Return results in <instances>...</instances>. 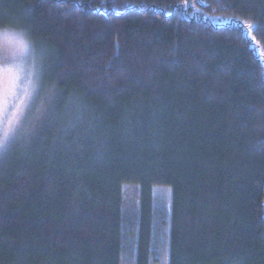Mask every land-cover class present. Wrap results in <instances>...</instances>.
I'll return each instance as SVG.
<instances>
[{"label": "trees", "instance_id": "16d2710c", "mask_svg": "<svg viewBox=\"0 0 264 264\" xmlns=\"http://www.w3.org/2000/svg\"><path fill=\"white\" fill-rule=\"evenodd\" d=\"M0 29L53 95L0 167V264H264V0H0Z\"/></svg>", "mask_w": 264, "mask_h": 264}, {"label": "rangeland", "instance_id": "374dc122", "mask_svg": "<svg viewBox=\"0 0 264 264\" xmlns=\"http://www.w3.org/2000/svg\"><path fill=\"white\" fill-rule=\"evenodd\" d=\"M202 19L215 26H225V25L233 24V21L229 19H222L217 17H207ZM8 31L16 33L19 39H22L23 41L27 42L30 45L32 55H29L21 59L25 74L30 71L35 72V75L32 77V80L36 89V93H38V95L35 96V103L34 105L31 106V109L24 110V115L21 117L20 126L16 131L15 137L9 141V143L6 145L5 148L0 149V167L2 166L1 168L4 167L5 160L7 161V159L11 155H13L15 151V147L17 149L19 148V150L20 149L24 150L31 140L32 141L36 140L37 135L40 133L41 130L40 127L43 122H53V120L51 119V115H52L51 101L53 100V95L50 92L51 90L47 87L46 83L44 82V78H43L44 70H43L42 60L39 58V56H36L35 50L33 49V45L26 39V37L21 32L13 31V30H8ZM2 32L3 29H0V33ZM258 52L260 55L263 56L262 58H264V53L261 50H259ZM21 59H18L16 61L9 60L6 64L3 58L0 57V68L10 66L13 63H21ZM24 84H27L26 79L24 80ZM18 95H23V93L18 92ZM9 100L11 101V103L7 106V110L9 113H11L15 110L13 105L15 103H18V101L14 100L11 97H9ZM29 103L31 104L32 102L29 101ZM37 109H40L42 113L39 119L36 118ZM49 116L50 118H48ZM133 192L136 191L130 189L129 191H127V196H129L130 198V195ZM154 197L155 199H158L161 202L163 201L162 203H166V208H167L169 193L166 190L156 191L154 193ZM155 264H167L165 251L163 255H161V257L159 258L158 262Z\"/></svg>", "mask_w": 264, "mask_h": 264}, {"label": "snow or ice", "instance_id": "6c2138e0", "mask_svg": "<svg viewBox=\"0 0 264 264\" xmlns=\"http://www.w3.org/2000/svg\"><path fill=\"white\" fill-rule=\"evenodd\" d=\"M247 28L251 31L254 26L249 24ZM29 55H32L30 45L19 39L16 33L8 30L0 33V57L6 64L9 60L16 61ZM34 75V71L25 74L22 59L21 63L0 68V149L5 148L15 137L24 110H30L35 103V96L38 93L32 80ZM25 79L27 84H24ZM18 92H22L23 95H18ZM9 97L18 101L13 105L15 110L11 113L7 110V106L11 103ZM29 101L32 103L30 104ZM40 115H42L41 110L37 109L36 118L39 119Z\"/></svg>", "mask_w": 264, "mask_h": 264}, {"label": "clouds", "instance_id": "9594fccd", "mask_svg": "<svg viewBox=\"0 0 264 264\" xmlns=\"http://www.w3.org/2000/svg\"><path fill=\"white\" fill-rule=\"evenodd\" d=\"M3 30H7V29H3Z\"/></svg>", "mask_w": 264, "mask_h": 264}]
</instances>
